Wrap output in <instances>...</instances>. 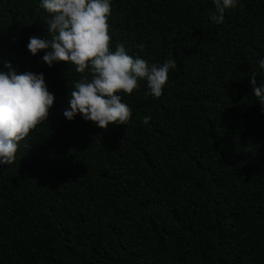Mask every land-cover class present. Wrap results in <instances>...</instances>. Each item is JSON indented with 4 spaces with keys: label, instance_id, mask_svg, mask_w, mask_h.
I'll use <instances>...</instances> for the list:
<instances>
[{
    "label": "trees",
    "instance_id": "obj_1",
    "mask_svg": "<svg viewBox=\"0 0 264 264\" xmlns=\"http://www.w3.org/2000/svg\"><path fill=\"white\" fill-rule=\"evenodd\" d=\"M113 49L177 67L127 125L68 120L74 65L42 61L41 0H0V71L43 73L48 120L0 165V264H264V0H110ZM144 45L143 50L139 45ZM149 116L147 125L143 118Z\"/></svg>",
    "mask_w": 264,
    "mask_h": 264
},
{
    "label": "clouds",
    "instance_id": "obj_2",
    "mask_svg": "<svg viewBox=\"0 0 264 264\" xmlns=\"http://www.w3.org/2000/svg\"><path fill=\"white\" fill-rule=\"evenodd\" d=\"M216 12L210 18L216 24L225 19V11L234 9L237 0H214ZM46 10L49 38L30 37L27 44L32 55L46 50L42 61L74 65L81 78L70 90L69 108L63 115L73 120L80 114L85 121L107 130L109 124L127 125L132 109L122 102L121 93L131 96L145 81L146 95L159 98L169 79V71L177 67L172 59L161 65L140 56L133 57L123 43L113 49L110 35V0H41ZM144 45H139L143 50ZM259 68L264 69V58ZM8 71H0V165H11L22 141L48 120L54 95L48 91L43 73H17L9 62ZM251 74L254 95L264 107V83ZM150 117L145 116L147 125Z\"/></svg>",
    "mask_w": 264,
    "mask_h": 264
}]
</instances>
